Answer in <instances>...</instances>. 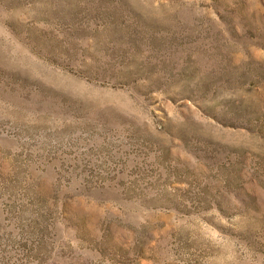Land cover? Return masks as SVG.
I'll return each instance as SVG.
<instances>
[{"label": "rangeland", "instance_id": "rangeland-1", "mask_svg": "<svg viewBox=\"0 0 264 264\" xmlns=\"http://www.w3.org/2000/svg\"><path fill=\"white\" fill-rule=\"evenodd\" d=\"M0 264H264V0H0Z\"/></svg>", "mask_w": 264, "mask_h": 264}]
</instances>
